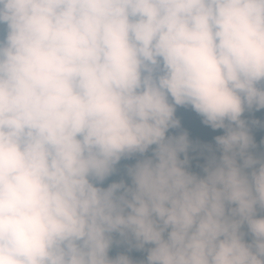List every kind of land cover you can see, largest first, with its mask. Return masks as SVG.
<instances>
[{
	"label": "clouds",
	"instance_id": "1",
	"mask_svg": "<svg viewBox=\"0 0 264 264\" xmlns=\"http://www.w3.org/2000/svg\"><path fill=\"white\" fill-rule=\"evenodd\" d=\"M177 107L224 130L202 175ZM246 109L264 0H0V264H264Z\"/></svg>",
	"mask_w": 264,
	"mask_h": 264
},
{
	"label": "trees",
	"instance_id": "2",
	"mask_svg": "<svg viewBox=\"0 0 264 264\" xmlns=\"http://www.w3.org/2000/svg\"><path fill=\"white\" fill-rule=\"evenodd\" d=\"M176 118L180 121V127L176 129H170L166 135H180L186 134L189 141V149L187 151L188 165L187 170L202 175V169L208 162V160L215 155L217 158L221 155L218 146L215 142L217 136L224 134L223 129L213 130L210 126L202 123V117L197 115L190 107H177ZM241 119L246 121V125L249 129V134L253 137L255 148L250 151L256 157H264V109L262 110H245ZM258 121L259 123H253ZM153 148L155 146H152ZM146 155H151V149ZM139 155H136L130 159H122L116 166L117 172L106 179L100 187H107L109 183L119 182L123 179L125 183H130L126 169L136 163L138 159H141ZM184 156L181 155V159ZM246 231V229H245ZM114 240L119 241L118 236L114 237ZM245 242H251V236H245ZM151 247L150 245L145 247V250L138 251L132 249L128 250V246L124 243H114L110 249L109 256L114 257L117 254L123 253L129 255L137 264L139 261H146L147 251L146 249Z\"/></svg>",
	"mask_w": 264,
	"mask_h": 264
}]
</instances>
